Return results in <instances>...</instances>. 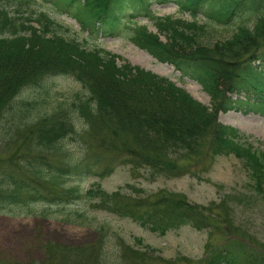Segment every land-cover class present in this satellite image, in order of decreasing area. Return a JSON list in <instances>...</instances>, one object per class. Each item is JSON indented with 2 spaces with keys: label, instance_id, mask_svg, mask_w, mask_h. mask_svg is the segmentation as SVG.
Listing matches in <instances>:
<instances>
[{
  "label": "trees",
  "instance_id": "1",
  "mask_svg": "<svg viewBox=\"0 0 264 264\" xmlns=\"http://www.w3.org/2000/svg\"><path fill=\"white\" fill-rule=\"evenodd\" d=\"M38 4L67 12L90 36L124 33L158 62L198 83L211 106L163 76L128 62L118 65L116 55L66 39L60 23L35 11ZM154 4L232 26L233 33L202 45L197 31L204 25L158 17ZM140 18L157 34L140 26ZM49 76L73 78L85 96L70 107L58 104L50 113L33 114L32 102L17 99ZM231 111L264 117V0H0V216L93 227L98 234L90 245L45 244L43 260L28 264H264V237L238 222L230 196L199 205L182 194L141 197L133 189L131 196L108 193L100 184L121 166L133 177L189 175L200 181L217 157L231 155L264 204L263 156L218 122L220 113ZM73 116L82 121L81 130ZM97 213L130 219L161 237L182 227L204 232L207 255L163 259L153 249L133 250L121 240L120 261H108L103 249L110 229ZM134 242L141 246L139 239ZM0 264L18 263L0 259Z\"/></svg>",
  "mask_w": 264,
  "mask_h": 264
},
{
  "label": "rangeland",
  "instance_id": "2",
  "mask_svg": "<svg viewBox=\"0 0 264 264\" xmlns=\"http://www.w3.org/2000/svg\"><path fill=\"white\" fill-rule=\"evenodd\" d=\"M35 11H43L60 23L65 30L61 33L66 39H74L89 49H101L118 57L116 63L128 62L132 66L163 76L172 81L177 87L185 90L195 101L210 107L211 98L196 82L183 78L173 66L162 64L150 56L146 51L136 47L124 33L111 37L101 35L90 36L82 29L76 20L67 12L57 10L50 4H38ZM152 11L158 17H172L186 22L195 21L197 26L204 25L202 31H197L200 44L209 46L216 42L227 40L233 33L232 26H218L203 19L193 20L187 14H182L172 4L152 6ZM138 24L146 26L148 31L157 34L156 29L145 19H137ZM160 41L165 38L160 35ZM39 87V88H38ZM85 96V90L69 76H49L44 78L40 86H31L26 95L17 100L32 102L33 114L43 115L55 110L58 104L70 107L77 103L78 98ZM78 130L83 123L79 117L73 116ZM218 122L231 127L242 137V141L249 143L263 156L264 161V117L249 112L220 113ZM94 180H89L87 184ZM102 188L108 192L120 190L121 193L134 196L133 189L141 192L139 196H148L159 191L182 194L192 203L208 205L219 202L230 196L231 204L237 208L238 222L250 233L264 237V204L251 191V179L242 163L233 156L217 157L208 172L202 175L200 181L189 175L177 178H148L147 175L131 176L127 167H117L115 171L100 182ZM235 197V198H233ZM97 219L109 226L104 244L105 257L108 261L118 263L120 241L125 247L133 250L145 251L153 249L155 255L163 259H177L187 257L193 260L203 259L207 253L204 249L206 233L196 232L189 227L168 232L165 236L152 234L127 218H118L106 213H97ZM98 234L96 228L80 227L36 218H10L0 216V259L28 264L41 262L44 256L45 244L77 247L96 242ZM117 238V239H116ZM139 239L141 246L134 240ZM118 242V245L116 243ZM218 242L214 243V246ZM120 255V254H119ZM126 262V261H125Z\"/></svg>",
  "mask_w": 264,
  "mask_h": 264
}]
</instances>
